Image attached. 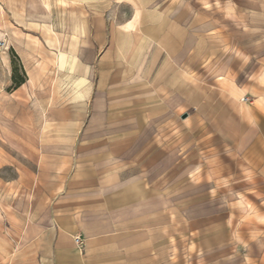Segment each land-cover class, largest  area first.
Wrapping results in <instances>:
<instances>
[{"label": "rangeland", "instance_id": "374dc122", "mask_svg": "<svg viewBox=\"0 0 264 264\" xmlns=\"http://www.w3.org/2000/svg\"><path fill=\"white\" fill-rule=\"evenodd\" d=\"M137 11L148 20L155 19L149 11L164 12L170 20L164 43L173 66L181 65L200 81L227 78L264 108V0H0V264H36L30 248L40 227L34 219L44 208L36 198L49 194L46 185L61 182L74 164V145L82 141L74 140L66 121L76 110L73 105L84 99H102V133L117 127L123 135L117 160L124 177L152 178L169 169L171 200L157 203L149 217L156 243L167 235L170 247L165 259L160 253L156 260L264 264V200H242L260 179L244 172L242 162L207 126L192 121L190 110L181 109L174 95H155L160 107L147 110L145 102L151 101V107L152 97L129 91L148 83L147 77H122L116 85L107 80L105 88H123L121 98L93 92L96 59L108 37L113 48L107 59L112 60L103 65L116 58L122 65L111 71H123L126 63L130 69L135 39L118 27ZM142 47L140 55L145 54ZM14 61L25 72L18 87L11 77ZM107 100L122 102L123 124H104L115 113L104 109ZM136 117L139 124L133 122ZM134 134L140 139L132 148ZM109 143L102 140V151ZM146 219L137 221L140 228Z\"/></svg>", "mask_w": 264, "mask_h": 264}, {"label": "crops", "instance_id": "0c3cea01", "mask_svg": "<svg viewBox=\"0 0 264 264\" xmlns=\"http://www.w3.org/2000/svg\"><path fill=\"white\" fill-rule=\"evenodd\" d=\"M134 14L120 26L121 29L118 27L122 34L135 39L130 69L126 63L123 71H111L112 66L117 69L122 65L116 58L115 63L103 65L104 61L112 60L111 57L107 59L113 48V40L108 37L96 59L98 69L93 92L102 97L103 91L105 95L109 94V100L118 98L123 88L107 89L104 87L107 80H114L116 85L122 82V77H147L148 83L133 85L129 91L146 92L148 99L152 97L151 107V101L145 102L148 103L147 110L160 107L155 105V95H174L181 109L190 110L192 121L207 126L222 142L226 152L242 162L244 172L255 174L260 179L257 188H251L253 193H244L242 200H264V183H261L264 181V108L255 104V98L249 99L247 90L235 86L227 78L200 81L198 76L187 73L181 65L173 66L164 43L170 20L164 12L149 11L155 16L153 20L144 18L140 11ZM143 45H146V55H140ZM149 77L152 80L149 81ZM84 91L87 97L90 96L89 87ZM244 97L248 100H243ZM104 105L105 110H115L114 116L104 118V124H123L122 102L107 100ZM72 108L78 111L72 113L66 124L73 130L70 135L78 136L74 140L82 141V144L74 145V164L67 166L62 181L48 183L49 194L43 192L41 198H36L43 201L44 208L34 219L40 227L30 248L35 254V263L170 264L168 259L164 260L170 253L168 242L165 243L167 235L156 243L159 241L155 238L156 226L149 223L155 205L171 200L169 169L152 178L139 175L124 177L122 161L117 160V157H122L123 135L117 133V127L115 132L102 133V99L98 103L84 99ZM79 109L83 110V116H79ZM93 110L99 114L97 118L93 117ZM133 120L138 123L137 117ZM92 125H96L93 130ZM139 139L140 136L135 134L129 137L132 148ZM102 140L110 142L109 153L102 151ZM92 141L96 143L91 144ZM139 150L136 148L137 153ZM78 156L80 158L76 159ZM108 158L111 159L109 163ZM210 166L213 171V164ZM196 169L194 166L192 171ZM244 181L239 183L245 185ZM144 216L147 223L140 228L137 221ZM160 253L163 261L156 260V254ZM260 259L263 261L264 256Z\"/></svg>", "mask_w": 264, "mask_h": 264}, {"label": "trees", "instance_id": "16d2710c", "mask_svg": "<svg viewBox=\"0 0 264 264\" xmlns=\"http://www.w3.org/2000/svg\"><path fill=\"white\" fill-rule=\"evenodd\" d=\"M12 55L16 57V54H14L13 51H11ZM12 81L14 84V87H18L25 81V72L22 68V66L19 63H16L15 61L12 62Z\"/></svg>", "mask_w": 264, "mask_h": 264}, {"label": "built area", "instance_id": "2783aa9c", "mask_svg": "<svg viewBox=\"0 0 264 264\" xmlns=\"http://www.w3.org/2000/svg\"><path fill=\"white\" fill-rule=\"evenodd\" d=\"M243 100H248V98L244 97ZM76 242H78V238H76Z\"/></svg>", "mask_w": 264, "mask_h": 264}, {"label": "water", "instance_id": "95a60500", "mask_svg": "<svg viewBox=\"0 0 264 264\" xmlns=\"http://www.w3.org/2000/svg\"><path fill=\"white\" fill-rule=\"evenodd\" d=\"M183 117H185V116H183Z\"/></svg>", "mask_w": 264, "mask_h": 264}]
</instances>
